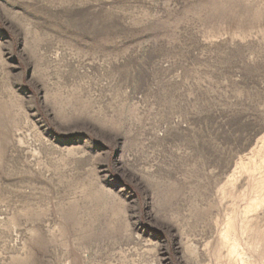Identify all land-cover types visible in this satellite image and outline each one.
Wrapping results in <instances>:
<instances>
[{"label": "rangeland", "instance_id": "obj_1", "mask_svg": "<svg viewBox=\"0 0 264 264\" xmlns=\"http://www.w3.org/2000/svg\"><path fill=\"white\" fill-rule=\"evenodd\" d=\"M0 264H264V0H0Z\"/></svg>", "mask_w": 264, "mask_h": 264}]
</instances>
